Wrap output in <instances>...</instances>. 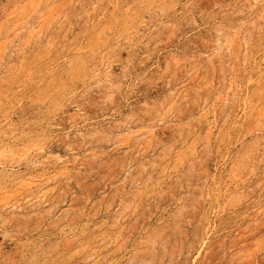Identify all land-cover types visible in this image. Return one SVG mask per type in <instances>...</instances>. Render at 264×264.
Returning a JSON list of instances; mask_svg holds the SVG:
<instances>
[{
  "label": "rangeland",
  "instance_id": "rangeland-1",
  "mask_svg": "<svg viewBox=\"0 0 264 264\" xmlns=\"http://www.w3.org/2000/svg\"><path fill=\"white\" fill-rule=\"evenodd\" d=\"M0 264H264V0H0Z\"/></svg>",
  "mask_w": 264,
  "mask_h": 264
}]
</instances>
